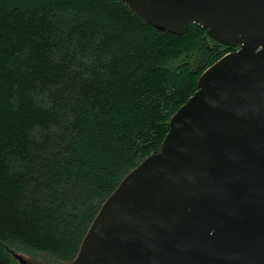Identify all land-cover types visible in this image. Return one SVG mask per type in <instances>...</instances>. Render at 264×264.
Here are the masks:
<instances>
[{"label": "trees", "instance_id": "obj_1", "mask_svg": "<svg viewBox=\"0 0 264 264\" xmlns=\"http://www.w3.org/2000/svg\"><path fill=\"white\" fill-rule=\"evenodd\" d=\"M234 47L160 30L122 0H0V264H69L122 179L160 150Z\"/></svg>", "mask_w": 264, "mask_h": 264}, {"label": "water", "instance_id": "obj_2", "mask_svg": "<svg viewBox=\"0 0 264 264\" xmlns=\"http://www.w3.org/2000/svg\"><path fill=\"white\" fill-rule=\"evenodd\" d=\"M122 1L160 30L195 23L236 49L203 71L69 264H264V0Z\"/></svg>", "mask_w": 264, "mask_h": 264}, {"label": "rangeland", "instance_id": "obj_3", "mask_svg": "<svg viewBox=\"0 0 264 264\" xmlns=\"http://www.w3.org/2000/svg\"><path fill=\"white\" fill-rule=\"evenodd\" d=\"M23 255H24V257H26L28 259V264H46L42 259H40L38 257H33V256H30L29 254H25V253H23ZM18 264H21V263L18 262Z\"/></svg>", "mask_w": 264, "mask_h": 264}]
</instances>
